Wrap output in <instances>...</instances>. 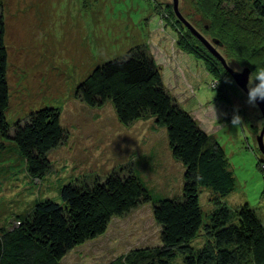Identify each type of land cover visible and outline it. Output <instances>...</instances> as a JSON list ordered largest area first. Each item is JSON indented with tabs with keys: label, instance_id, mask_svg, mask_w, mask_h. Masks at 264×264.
Here are the masks:
<instances>
[{
	"label": "rangeland",
	"instance_id": "rangeland-1",
	"mask_svg": "<svg viewBox=\"0 0 264 264\" xmlns=\"http://www.w3.org/2000/svg\"><path fill=\"white\" fill-rule=\"evenodd\" d=\"M0 4L8 50V123L53 107L59 109L67 132L66 141L48 154L52 168L42 180L29 175L16 144L0 136V233L15 227L16 217L27 216L38 201L62 203L65 184L89 175L104 177L126 165L139 172L156 197L183 195L185 168L172 157L166 131L156 127L153 117L124 126L111 103L91 108L75 96L78 84L95 67L142 44L152 52L176 101L224 149L235 188L223 201L231 210L248 204L264 224L261 111L247 104V94L230 76H212L205 62L179 46L186 32L173 16V0H0ZM229 6L236 12L237 6L248 8L244 22L251 27L249 0H230ZM197 7V0H179L181 14L202 32L210 22L203 21L200 27L203 17ZM243 30L235 32L244 52L234 62L238 71L248 67L254 72L264 67V51L257 56L264 49V40L259 41L264 35ZM237 108L243 124L233 127ZM214 197L207 190L200 192L205 215L214 209ZM160 236L153 207L146 204L113 219L104 235L75 248L62 264H110L137 249L160 246ZM203 244L202 237L191 243L194 248ZM177 264H182L181 258Z\"/></svg>",
	"mask_w": 264,
	"mask_h": 264
},
{
	"label": "trees",
	"instance_id": "trees-1",
	"mask_svg": "<svg viewBox=\"0 0 264 264\" xmlns=\"http://www.w3.org/2000/svg\"><path fill=\"white\" fill-rule=\"evenodd\" d=\"M249 1L251 27L246 26L247 15H243L249 9L237 6L236 12L229 6L230 0H197L200 8L196 13L203 17L198 21L200 27L203 21L210 22L202 32L183 15L235 71L236 61L244 52L235 32L249 29L255 36L264 35V0ZM173 16L186 32L179 46L205 62L212 76L228 75L233 80L174 11ZM5 37L0 4V136L16 144L29 175L42 180L52 168L48 154L66 141L67 132L61 125L59 109L53 107L31 112L14 125L8 123ZM215 40L220 44H214ZM263 51L260 48L257 56H262ZM75 96L91 108L111 103L124 126L153 117L156 127L166 131L172 157L185 168L183 195L175 199L156 197L132 165L104 177H82L61 188L62 203L38 201L27 216L16 217L15 227L0 233V264H62L75 248L104 235L113 219L124 218L146 204L152 205L154 220L161 228V245L137 249L110 264H177L179 258L182 264H264V224L256 210L248 204L231 210L223 201L235 188L224 149L169 92L146 45L133 46L124 56L95 67L78 84ZM219 98L225 101V97ZM202 190L215 196L211 201L214 209L206 215L199 200ZM200 237L204 239L203 246L194 248L191 243Z\"/></svg>",
	"mask_w": 264,
	"mask_h": 264
},
{
	"label": "water",
	"instance_id": "water-1",
	"mask_svg": "<svg viewBox=\"0 0 264 264\" xmlns=\"http://www.w3.org/2000/svg\"><path fill=\"white\" fill-rule=\"evenodd\" d=\"M174 3V12L179 19L187 28L188 30L216 57L223 65L225 70L232 76L236 85L247 94V84L248 78L251 71L249 69H244L243 71H235L227 64L225 58L217 51L215 46L209 42L198 30H196L181 14L179 10V0H173ZM214 44L219 45V41H213ZM257 107L261 111V114L264 119V102H257ZM258 145L261 153L264 155V126L261 131V134L258 136Z\"/></svg>",
	"mask_w": 264,
	"mask_h": 264
},
{
	"label": "clouds",
	"instance_id": "clouds-1",
	"mask_svg": "<svg viewBox=\"0 0 264 264\" xmlns=\"http://www.w3.org/2000/svg\"><path fill=\"white\" fill-rule=\"evenodd\" d=\"M247 89V104L255 107L258 101L264 102V67H256V70L249 74ZM231 123L233 127L243 124L238 108L233 111Z\"/></svg>",
	"mask_w": 264,
	"mask_h": 264
},
{
	"label": "crops",
	"instance_id": "crops-1",
	"mask_svg": "<svg viewBox=\"0 0 264 264\" xmlns=\"http://www.w3.org/2000/svg\"><path fill=\"white\" fill-rule=\"evenodd\" d=\"M179 103V102H178ZM180 104V103H179ZM204 130V129H203Z\"/></svg>",
	"mask_w": 264,
	"mask_h": 264
}]
</instances>
